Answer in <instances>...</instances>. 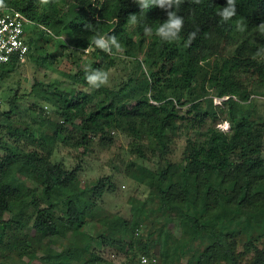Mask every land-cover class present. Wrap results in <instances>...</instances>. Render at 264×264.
<instances>
[{"label":"trees","instance_id":"trees-1","mask_svg":"<svg viewBox=\"0 0 264 264\" xmlns=\"http://www.w3.org/2000/svg\"><path fill=\"white\" fill-rule=\"evenodd\" d=\"M235 2L237 15L224 22L217 13L227 7L228 0H201L199 4L181 0L172 11L183 17V29L178 40L166 42L155 31L167 21V11L152 7L151 0H5L6 8L21 11L36 23L37 29L26 30L30 49H39L43 37L54 43L52 56L69 49L70 54H90L99 62L93 71L65 73L89 91H59L62 120L48 121L39 139L52 146L72 141L88 150L91 135L109 145L113 141L110 129L124 128L136 138L147 136L156 143L151 157L141 145L137 147L139 158L155 160V167L145 172L149 194L139 204L140 216L129 221L111 215L120 228L108 235H92L103 247L125 253V263H135L139 255L158 254L160 264H264V113L253 97L246 109L228 114L230 130L223 131L208 123V118L215 120L225 110L213 106L212 100H208L210 112L203 107L210 96L228 97L223 104L229 106L245 92H264V35L257 30L264 22V0ZM141 3L149 7L142 9ZM130 14L137 15L135 25L127 24ZM241 18L243 31L236 26ZM145 27L153 31L151 36L145 35ZM193 32L196 38L189 45ZM113 36L116 44L111 43ZM99 39L108 43V51L95 46ZM120 48L130 58L146 51L144 60L137 61L139 68L146 66L143 78L130 76L112 88L89 84L87 75L108 73L116 65ZM18 64L13 59L0 65L2 74ZM140 94L148 98L141 100ZM16 98L11 109L3 112L7 120L17 109ZM179 106L186 107L185 122L177 126ZM177 128H183L187 137L181 159L173 161ZM24 131L34 138L32 127ZM78 172V167L62 171L50 153L22 155L0 136V251H17L32 261L38 242L56 235H73L76 244L90 250L84 223L69 217L67 210L75 208L73 199L89 192L94 205L105 181L99 179L89 190L77 189ZM22 178L36 185L23 191ZM55 194L68 201L62 203ZM16 204L22 215L19 220ZM12 212L15 215L6 219ZM12 223L27 229L26 242L12 243L8 233ZM144 228L146 235H142ZM74 252V242H68L56 255L39 259L43 264H116L94 251L92 258L80 262Z\"/></svg>","mask_w":264,"mask_h":264},{"label":"rangeland","instance_id":"rangeland-1","mask_svg":"<svg viewBox=\"0 0 264 264\" xmlns=\"http://www.w3.org/2000/svg\"><path fill=\"white\" fill-rule=\"evenodd\" d=\"M27 28L37 29L33 24L27 26ZM35 34L38 37L40 36L38 32ZM65 37L62 38L70 39L68 36ZM53 44V41H48L42 37L38 44L39 49H31L26 63L18 64L12 71L4 74L0 69V136L4 135L5 144L16 148L17 152L22 155L35 151L42 156H47L50 153L52 162L58 164L62 171H71L78 167L77 189L81 187L89 190L93 188L99 179H104L103 194L94 205H91V192H89L87 196L73 199L76 203L75 208L67 210L69 217L82 220V223H84L83 230L87 233L86 242L90 250L76 244L73 235L65 237L56 235L42 238L41 242H38L36 245L38 246L37 257L32 261L26 255L21 256L17 251L6 249L0 251V264H43L39 257L56 255L57 252L67 247L68 242H74L75 252L73 257L80 262L92 258L94 251L116 264H141L139 259L142 260L143 257L148 258V264H160L161 258L158 254L150 257L139 255L135 263L129 261L125 263L127 258L125 253L113 247H103L101 241L94 238L100 232L108 235L111 229L120 228L111 215L120 216L129 221L133 220L134 215L140 216L141 205L139 204L149 194V189L144 183L145 172L147 168L155 167V160L153 158L147 160L139 158L137 147L141 145L147 156L151 157L157 149L156 143L147 136L136 138L124 128L110 129L113 141L109 145L100 143L98 137L91 135L93 142L88 150L81 146H75L72 141L70 144L57 143L52 146L38 138L40 132L48 129V121L60 122L62 120L59 110L63 105V101L56 96L59 91H89V88L83 84H74L67 74L76 73L79 70L93 71L99 65V62L90 54H70L69 49L52 56ZM145 52L143 50L137 57L130 58L126 57L123 49L120 48L116 65L107 73L108 82L105 86L116 87L130 76L136 79L143 78L142 72H147L146 66L139 68L137 61L144 60ZM41 54L43 59H41ZM35 83H38L37 88H35ZM15 95L17 97L15 99L17 109L11 115V118L7 120L3 112L11 109ZM253 97L258 99L260 112L264 113V92H245L242 99L235 97L233 99L234 103L229 106L223 104L224 101L228 100V97L210 96L207 100H204V109L211 111L212 106L208 100H212L213 106H218L224 109L225 112H220L215 120L208 118V123L215 124L217 128L223 131H229L228 114H237L240 109H246L248 107L246 102ZM145 98H148V96L139 95V99ZM178 111L176 124L180 126L185 122L183 117L186 107L179 106ZM78 123L79 121H77ZM225 124H227V128L224 127ZM26 127H32L35 133L34 138L25 133L24 129ZM73 128L75 126H70L71 130ZM14 129L19 130L15 136L10 134ZM173 136L176 142L170 157L173 161H178L181 159L186 145V131L183 128H177L173 132ZM262 173L264 174V170ZM52 178L56 179L57 175H53ZM21 180L24 182V185H20L23 191L36 185L29 178H22ZM14 183L16 182L14 181ZM55 195L59 197L56 199L64 204L68 201L65 197ZM14 211L18 213L17 219L19 220L22 215L19 214L20 206L18 204L14 205ZM15 213H8L6 219L12 218ZM104 213H108L110 216L106 217L107 215ZM25 223L28 227V222ZM132 227L135 228L134 225ZM26 232L27 229L22 230L19 225L14 223L8 228L10 239L15 245L28 240ZM146 234L147 228H144L142 235ZM239 250L242 251L243 248L240 246Z\"/></svg>","mask_w":264,"mask_h":264},{"label":"clouds","instance_id":"clouds-1","mask_svg":"<svg viewBox=\"0 0 264 264\" xmlns=\"http://www.w3.org/2000/svg\"><path fill=\"white\" fill-rule=\"evenodd\" d=\"M194 3L199 4L201 0H193ZM181 4V0H151V6L155 8L164 9L167 11L168 19L166 22H163L155 31V35L166 42H173L179 39V34L184 26V19L181 16H178L176 11H172V9L178 8ZM7 6L5 4V0H0V10L5 9ZM142 9H146L149 7L148 3H141ZM224 22L231 20L233 17L237 15V8L235 0H228L227 7H224L222 11L217 13ZM137 23V15L130 14L128 17L129 25H135ZM243 18L236 21L237 30L243 31ZM257 30L261 35H264V22H262ZM144 33L146 36H151L153 31L145 27ZM196 38V33L193 32L189 35L188 44L190 45L192 41ZM111 43L116 44V37L113 36L111 38ZM95 46L102 51H108V43L104 39H99L95 41ZM119 48V45H117ZM88 52L87 49L84 50ZM86 80L89 84L99 88L101 84H107L108 75L103 72H95L91 75L86 76ZM227 128V124L224 125Z\"/></svg>","mask_w":264,"mask_h":264},{"label":"built area","instance_id":"built-area-1","mask_svg":"<svg viewBox=\"0 0 264 264\" xmlns=\"http://www.w3.org/2000/svg\"><path fill=\"white\" fill-rule=\"evenodd\" d=\"M31 24L36 25L21 11L12 8L0 10V65L13 59L19 64L27 62L31 49L26 40V30ZM41 27L55 36L50 29ZM148 262L147 257L141 260V264Z\"/></svg>","mask_w":264,"mask_h":264}]
</instances>
